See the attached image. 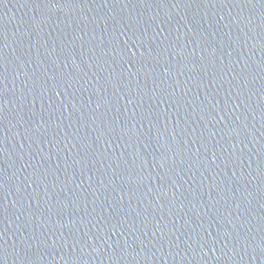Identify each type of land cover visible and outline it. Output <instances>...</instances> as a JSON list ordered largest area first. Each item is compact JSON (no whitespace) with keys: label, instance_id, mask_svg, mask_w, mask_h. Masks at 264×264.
Wrapping results in <instances>:
<instances>
[{"label":"water","instance_id":"obj_1","mask_svg":"<svg viewBox=\"0 0 264 264\" xmlns=\"http://www.w3.org/2000/svg\"><path fill=\"white\" fill-rule=\"evenodd\" d=\"M0 264H264V0H0Z\"/></svg>","mask_w":264,"mask_h":264},{"label":"snow or ice","instance_id":"obj_2","mask_svg":"<svg viewBox=\"0 0 264 264\" xmlns=\"http://www.w3.org/2000/svg\"><path fill=\"white\" fill-rule=\"evenodd\" d=\"M3 83V81L2 80H0V84H2ZM0 95H3V92L2 91H0ZM3 187V185L2 184H0V188H2Z\"/></svg>","mask_w":264,"mask_h":264}]
</instances>
